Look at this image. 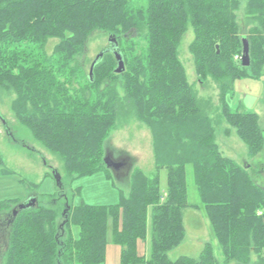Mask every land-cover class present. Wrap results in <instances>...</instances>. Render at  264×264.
Wrapping results in <instances>:
<instances>
[{"label":"trees","instance_id":"1","mask_svg":"<svg viewBox=\"0 0 264 264\" xmlns=\"http://www.w3.org/2000/svg\"><path fill=\"white\" fill-rule=\"evenodd\" d=\"M242 1L146 0L139 6L134 0H0V90L15 95L16 119L63 162L66 177L107 172L111 179L105 144L119 121L131 116L151 132L157 170L150 177L134 169L129 193L120 192L113 205L45 207L37 200V207L14 217L11 206L21 203L0 202V213L11 211L5 264H104L110 231L122 248L121 264H264V188L222 153L210 116L215 106L198 98L179 57L192 28L189 51L199 82L218 85L223 119L250 157L260 155L259 116L228 104L238 80L264 73V0H246L245 7ZM98 31L115 40V51H103L91 77L77 58ZM134 32L146 43L142 54L134 53ZM243 39L250 45L249 67L241 61ZM117 52L125 62L121 74ZM84 79L88 86L74 85ZM90 89L97 98L85 95ZM161 170L167 171L165 191ZM190 171L199 197L194 205ZM190 208L205 211L219 256L207 243L197 259L169 258L186 238ZM149 232V256H140L138 244Z\"/></svg>","mask_w":264,"mask_h":264},{"label":"rangeland","instance_id":"2","mask_svg":"<svg viewBox=\"0 0 264 264\" xmlns=\"http://www.w3.org/2000/svg\"><path fill=\"white\" fill-rule=\"evenodd\" d=\"M134 1H137L136 5L139 6L145 5L146 2V0ZM245 5L246 0H243L242 6L245 7ZM242 19V12H239L240 22ZM132 37H135L134 41L137 44L134 53H144L146 43L142 33L134 32ZM194 37L193 29L189 28L181 42L179 57L186 69L188 81L194 86L198 98L211 100L215 106L210 116L217 126L216 142L225 157L247 169L257 184L264 188V150L257 157L249 156L246 144L221 115L218 85L211 79L203 84L199 82L194 60L189 51ZM111 39L112 37L99 31L89 39L84 54L77 58V62L83 66L87 76L90 74L91 66L103 51L114 50ZM55 44L56 41H51L47 45L50 55ZM74 85L78 88L86 87L87 79L82 80L81 84L76 82ZM90 90H87L85 95L95 98V91ZM118 91L122 96V89ZM14 99V94L8 95L0 90V152L4 160V165L0 166V202L23 204L31 197L37 196L40 205L45 207L79 206L82 203L113 205L119 202L120 192L124 191L126 195L129 193L130 174L134 169L140 168L150 177L156 175L151 132L136 117L131 116L119 121L118 127L105 144L106 158L110 157L113 162L120 165L116 170L124 171L125 174L119 179L110 168L111 179L107 177V172H102L70 181L66 177L63 162L46 150L34 139L30 130L18 122L11 108ZM228 104L234 112L257 114L259 124L264 131V73L260 79L238 80L234 84L233 95L228 99ZM229 129L231 134L226 135ZM56 173L61 176V186L57 183ZM191 174L192 171L189 172L188 178L189 203L194 205L199 204V197ZM159 175L161 190L165 191L167 190V171L161 170ZM12 206L11 211L15 208V205ZM10 212L0 213V264H5L9 248ZM209 224L205 211L197 212L191 208L187 209L185 211L187 238L182 246L169 253V258L172 261L184 256L198 258V252L191 253L186 247H197L201 242H210L211 239L214 242ZM111 233L110 231L109 239L112 237ZM74 234L78 236V228H74ZM216 243L214 242V245L218 248ZM216 253L220 255L218 251ZM107 264H112L111 258L108 259Z\"/></svg>","mask_w":264,"mask_h":264},{"label":"crops","instance_id":"3","mask_svg":"<svg viewBox=\"0 0 264 264\" xmlns=\"http://www.w3.org/2000/svg\"><path fill=\"white\" fill-rule=\"evenodd\" d=\"M113 171L116 173V175H117V177L119 179L125 174L124 171L123 172L122 171L119 172V171H117L115 169H113ZM131 174H130V177H131ZM200 210L201 209H194V211H197V212H200ZM201 211H204V210H201ZM195 214H193V215L198 218V216L195 215ZM210 231H211V238H214L213 237L212 230H211V225H210ZM150 233L151 232L148 233V239L146 241H140L139 244H138V254L140 256H145V257H148L149 256V251H150V235H151ZM186 238H187V230H186ZM186 238H185V240H186ZM185 240H184V242H185ZM212 240L213 239H211L210 242H201V244H199L197 247H193V246L192 247H189L188 246L186 248L191 253H197L198 252L199 253V256H200L201 252L203 251V249H204V247H205V245L207 243H212L213 245H214V242L216 243L215 238H214V240H215L214 242H212ZM110 242L111 243H109L107 245V248H106V259H105V263L104 264H107L109 258H111L112 264H121V252H122V248L120 246L112 243L111 239H110ZM184 242L180 246H182L184 244ZM217 246H218V244H217ZM215 248H216V251H218L219 254H220V248H219V246H218V248L217 247H215ZM186 257H190V256H186ZM190 258H193V257H190ZM193 259H197V258H193Z\"/></svg>","mask_w":264,"mask_h":264},{"label":"water","instance_id":"4","mask_svg":"<svg viewBox=\"0 0 264 264\" xmlns=\"http://www.w3.org/2000/svg\"><path fill=\"white\" fill-rule=\"evenodd\" d=\"M115 40H110V42H114ZM218 48V47H217ZM219 48H218V54H219ZM104 56V53L102 52L99 57L96 59V62L93 63L92 67H91V70H90V76L92 77L93 76V73H94V67L97 63V61L100 59V58H103ZM115 56L118 60V67L116 69V73L117 74H121L123 73L126 68H125V62H124V59L122 57V55L117 52L115 53ZM242 65L244 67H249L250 66V45H249V42L248 40L246 39H243V56H242ZM105 162L107 164V166L111 169H117L118 167H120V165H117L115 162H113L109 157L105 159ZM55 177L57 179V183L59 186L62 185V182H61V176L56 173L55 174ZM38 206V201L36 198H30L29 201L27 203H23V204H20L19 206H17L16 208L13 209L12 211V215L14 217H17L18 213L22 210H25V209H31V208H35Z\"/></svg>","mask_w":264,"mask_h":264}]
</instances>
